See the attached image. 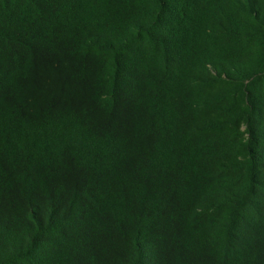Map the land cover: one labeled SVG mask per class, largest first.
<instances>
[{"label": "trees", "instance_id": "1", "mask_svg": "<svg viewBox=\"0 0 264 264\" xmlns=\"http://www.w3.org/2000/svg\"><path fill=\"white\" fill-rule=\"evenodd\" d=\"M0 264H264V0H0Z\"/></svg>", "mask_w": 264, "mask_h": 264}]
</instances>
